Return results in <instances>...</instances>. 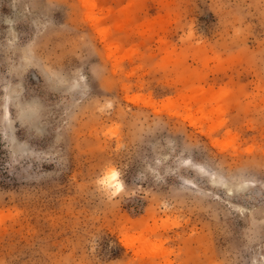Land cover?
<instances>
[{"label": "rangeland", "instance_id": "rangeland-1", "mask_svg": "<svg viewBox=\"0 0 264 264\" xmlns=\"http://www.w3.org/2000/svg\"><path fill=\"white\" fill-rule=\"evenodd\" d=\"M0 264H264V0H0Z\"/></svg>", "mask_w": 264, "mask_h": 264}, {"label": "clouds", "instance_id": "clouds-1", "mask_svg": "<svg viewBox=\"0 0 264 264\" xmlns=\"http://www.w3.org/2000/svg\"><path fill=\"white\" fill-rule=\"evenodd\" d=\"M117 176H118V174L113 172L111 175H106L103 179L98 181V183H100V184H108V183H110L112 181L117 180ZM117 187H119V185H117Z\"/></svg>", "mask_w": 264, "mask_h": 264}, {"label": "bare ground", "instance_id": "bare-ground-1", "mask_svg": "<svg viewBox=\"0 0 264 264\" xmlns=\"http://www.w3.org/2000/svg\"><path fill=\"white\" fill-rule=\"evenodd\" d=\"M113 172H115V171H114V170L110 171L109 175H111ZM115 173H116V172H115ZM111 183H113L114 186H116V187H117V185H119L118 188H119V189H122V184H121V182L119 181L118 176H117V180L110 182V184H111Z\"/></svg>", "mask_w": 264, "mask_h": 264}]
</instances>
